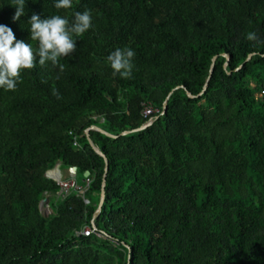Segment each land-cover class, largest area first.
<instances>
[{"label":"trees","instance_id":"trees-1","mask_svg":"<svg viewBox=\"0 0 264 264\" xmlns=\"http://www.w3.org/2000/svg\"><path fill=\"white\" fill-rule=\"evenodd\" d=\"M55 2L26 0L14 21L0 0V24L34 49L33 14L90 10L93 24L62 68L37 63L0 88V264H264V43L246 39L264 40V0ZM125 47L129 79L107 61ZM145 104L153 122L120 135L149 121ZM92 125L117 135L89 132L109 165L95 229L105 158ZM55 167L89 171L85 193L59 195Z\"/></svg>","mask_w":264,"mask_h":264},{"label":"clouds","instance_id":"clouds-1","mask_svg":"<svg viewBox=\"0 0 264 264\" xmlns=\"http://www.w3.org/2000/svg\"><path fill=\"white\" fill-rule=\"evenodd\" d=\"M26 0H14L16 11L13 20L18 21L25 15ZM56 9L70 10L73 0H56ZM30 38L38 42L33 48L31 43L17 40L13 30L0 24V88L16 91L22 82V70H32L37 63L44 67L49 62L53 67L62 66L60 60L72 56L77 50V37L84 36L92 27V13L76 11L72 19L61 15L41 18L33 14L29 20ZM246 39L255 43H264L255 32H248ZM135 52L130 47L116 49L107 56L113 76L129 79L132 76Z\"/></svg>","mask_w":264,"mask_h":264},{"label":"built area","instance_id":"built-area-1","mask_svg":"<svg viewBox=\"0 0 264 264\" xmlns=\"http://www.w3.org/2000/svg\"><path fill=\"white\" fill-rule=\"evenodd\" d=\"M160 110L158 108L153 107L152 105L149 104H145L142 110V114L144 117H149V121H151L153 119V115L159 113ZM74 144L76 145V141H74ZM56 172V174H53V172ZM52 173V174H51ZM58 168L55 167L49 171L46 172V176L49 178H52L56 181L57 185L59 186V191L57 192L59 195H67L69 193L70 190H76L78 193L80 194H84L85 191L88 189L89 187V183H90V178L86 177L85 179V187L81 188L79 186H77L76 181H75V169L74 167H70L69 168V173L72 174V177L69 179H64L63 177H60L58 175ZM85 203H88L89 200L88 199H84ZM43 205L47 207V210H49L46 214L51 213V209L48 205V203H44L42 201L41 206ZM92 228L90 226H84V228L80 231V234H83L85 236H89L92 233ZM98 236H102L100 233L97 234Z\"/></svg>","mask_w":264,"mask_h":264},{"label":"water","instance_id":"water-1","mask_svg":"<svg viewBox=\"0 0 264 264\" xmlns=\"http://www.w3.org/2000/svg\"><path fill=\"white\" fill-rule=\"evenodd\" d=\"M250 57H251V55L248 56L247 60H248ZM226 58H227V59H226V61H225V63H224V66H225V67L227 66V62H228V57H226ZM215 59H216V57H214V58L212 59V63H211V66H210V71H209V76H208L207 82H206L205 86L203 87L202 91H201L197 96L202 95V94L204 93V91L206 90L207 86H208L209 80H210L211 75H212V72H213V68H214V64H215ZM243 64H244V63H243ZM243 64H241L237 69H239L240 67H242ZM170 94H171V93H170ZM170 94H169V95H170ZM169 95L166 97V99H165V101H164V103H163V107H162L163 109H162L161 114H163V113L166 111L167 100H168ZM188 96L193 97V95H192L190 92H188ZM152 122H153V120L148 121L147 123L141 125L139 128L132 129V130H125V131H122V132L120 133V135L127 134V133H129V132H131V131H137V130L144 129L145 127H147L148 125H150ZM92 129L97 130V131H100L101 133H103V134H105V135H108V136H111V137H117V135L110 134V133L104 131L103 129H101L100 127H98V126H96V125H92V126H90V127L87 128L86 131H85V133H86V137H87V139H88L90 145L94 148V150H95L99 155H101L102 157L105 158V171H104L103 181H102V186H101V197H100V202H99L98 207H97V209H96V212L94 213V215H93V217H92V220H91V225H92V227L95 229V228H96V226H95V222H94V221H95V218L99 215V213H100V211H101V208H102V205H103L104 200H105V184H106V176H107V171H108L109 165H108V161H107V159H106V156H105V155H104V154H103V153H102L97 147H95V146L93 145V143H92V141H91V139H90V137H89V132H90V130H92ZM74 169H75V168H74ZM88 176H89V171H86V172L84 173V178H86V177H88ZM42 201L45 202V203H47V202H48V199L45 198V199H43ZM42 201H41V202H42ZM41 202H40V205L42 204Z\"/></svg>","mask_w":264,"mask_h":264},{"label":"rangeland","instance_id":"rangeland-1","mask_svg":"<svg viewBox=\"0 0 264 264\" xmlns=\"http://www.w3.org/2000/svg\"><path fill=\"white\" fill-rule=\"evenodd\" d=\"M58 175L60 177H63L64 179H70L72 177V174L69 173V168L67 167H59L58 168ZM75 181L77 186L84 188L85 187V181L82 178V176L80 175V173L75 172ZM42 203V202H41ZM45 203V202H44ZM41 211L46 214L49 210H47V207L43 205L41 206Z\"/></svg>","mask_w":264,"mask_h":264},{"label":"bare ground","instance_id":"bare-ground-1","mask_svg":"<svg viewBox=\"0 0 264 264\" xmlns=\"http://www.w3.org/2000/svg\"><path fill=\"white\" fill-rule=\"evenodd\" d=\"M57 171L53 172V174H56ZM52 174V173H51Z\"/></svg>","mask_w":264,"mask_h":264}]
</instances>
